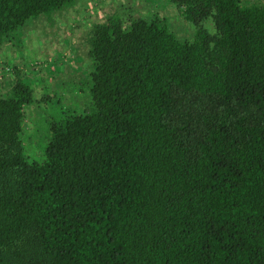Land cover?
Here are the masks:
<instances>
[{
    "label": "trees",
    "instance_id": "1",
    "mask_svg": "<svg viewBox=\"0 0 264 264\" xmlns=\"http://www.w3.org/2000/svg\"><path fill=\"white\" fill-rule=\"evenodd\" d=\"M220 36L118 16L88 38L91 106L23 153L0 95V264H264V5L173 0ZM74 0H0V45Z\"/></svg>",
    "mask_w": 264,
    "mask_h": 264
},
{
    "label": "rangeland",
    "instance_id": "2",
    "mask_svg": "<svg viewBox=\"0 0 264 264\" xmlns=\"http://www.w3.org/2000/svg\"><path fill=\"white\" fill-rule=\"evenodd\" d=\"M241 3L264 5V0ZM112 16L124 22L153 20L181 42H192L199 29L220 36L214 13L194 24L173 0H74L64 9L29 19L0 45V95L9 97L17 82L31 92L21 132L28 161L43 162L52 124L91 106L88 38L94 25Z\"/></svg>",
    "mask_w": 264,
    "mask_h": 264
}]
</instances>
